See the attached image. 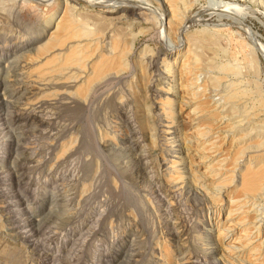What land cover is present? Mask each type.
<instances>
[{
	"label": "rangeland",
	"instance_id": "1",
	"mask_svg": "<svg viewBox=\"0 0 264 264\" xmlns=\"http://www.w3.org/2000/svg\"><path fill=\"white\" fill-rule=\"evenodd\" d=\"M0 264H264V0H0Z\"/></svg>",
	"mask_w": 264,
	"mask_h": 264
},
{
	"label": "bare ground",
	"instance_id": "2",
	"mask_svg": "<svg viewBox=\"0 0 264 264\" xmlns=\"http://www.w3.org/2000/svg\"><path fill=\"white\" fill-rule=\"evenodd\" d=\"M156 2V1H155ZM160 17V16H159ZM162 17H163V15H162V13H161V19H162ZM165 18V17H164ZM200 42V41H199ZM175 58H176V56H174V58H173V60H172V63H175L176 62V60H175ZM184 67V66H183ZM182 69V68H181ZM185 69H186V67H185ZM186 71V70H185ZM187 74V73H186ZM180 90H184V87H182ZM185 103V102H184ZM184 103H183V105H184ZM220 230V229H219ZM219 234L220 235H223V229H221L220 231H219ZM246 261V260H245Z\"/></svg>",
	"mask_w": 264,
	"mask_h": 264
}]
</instances>
